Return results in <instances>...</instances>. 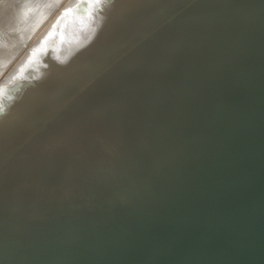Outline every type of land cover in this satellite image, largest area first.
Returning <instances> with one entry per match:
<instances>
[{
  "label": "bare ground",
  "instance_id": "obj_1",
  "mask_svg": "<svg viewBox=\"0 0 264 264\" xmlns=\"http://www.w3.org/2000/svg\"><path fill=\"white\" fill-rule=\"evenodd\" d=\"M0 264H264V0H0Z\"/></svg>",
  "mask_w": 264,
  "mask_h": 264
},
{
  "label": "snow or ice",
  "instance_id": "obj_2",
  "mask_svg": "<svg viewBox=\"0 0 264 264\" xmlns=\"http://www.w3.org/2000/svg\"><path fill=\"white\" fill-rule=\"evenodd\" d=\"M3 90L2 89H0V92H2Z\"/></svg>",
  "mask_w": 264,
  "mask_h": 264
}]
</instances>
